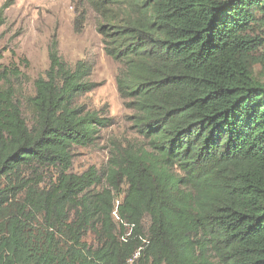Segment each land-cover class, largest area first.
Wrapping results in <instances>:
<instances>
[{
  "label": "trees",
  "instance_id": "obj_1",
  "mask_svg": "<svg viewBox=\"0 0 264 264\" xmlns=\"http://www.w3.org/2000/svg\"><path fill=\"white\" fill-rule=\"evenodd\" d=\"M78 4L103 16L135 137L74 173L112 125L78 103L93 60L54 42L26 96L0 63V264H264V0Z\"/></svg>",
  "mask_w": 264,
  "mask_h": 264
},
{
  "label": "rangeland",
  "instance_id": "obj_2",
  "mask_svg": "<svg viewBox=\"0 0 264 264\" xmlns=\"http://www.w3.org/2000/svg\"><path fill=\"white\" fill-rule=\"evenodd\" d=\"M6 2L12 4L6 9L4 24L0 26V63L15 66L21 73L15 82L20 95L32 93L33 81L48 67V52L54 42L59 56L69 65L81 59L93 60L90 80L95 87L81 96L78 103L106 114L112 125L101 129L94 144L74 148L72 171L81 173L95 167L102 172L109 150L135 137L125 118L130 111L123 107L116 89L118 63L105 54L102 36L97 31L103 16L81 7L78 0H0V7ZM259 72L260 67L256 65L254 74L258 76ZM259 77L264 81V76Z\"/></svg>",
  "mask_w": 264,
  "mask_h": 264
}]
</instances>
